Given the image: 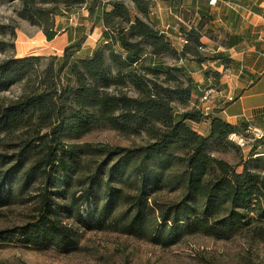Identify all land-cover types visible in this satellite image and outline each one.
<instances>
[{
  "label": "trees",
  "instance_id": "obj_1",
  "mask_svg": "<svg viewBox=\"0 0 264 264\" xmlns=\"http://www.w3.org/2000/svg\"><path fill=\"white\" fill-rule=\"evenodd\" d=\"M51 1L62 5L64 14L75 7L85 8L87 17L94 18L89 32L97 20L102 34L92 52L83 57L75 54L82 50L88 32L78 25L71 31L74 41L62 49L61 58L32 55L0 63V87L18 81L26 90L0 105V142L22 136L18 139L22 151L17 156L0 155V192L6 186L10 194L12 184L20 178L24 151L40 155L27 174L41 172L43 176L36 217L20 228L0 230V242L24 244L35 251L75 250L79 233L65 221L73 212L82 223L99 225L111 215L110 198L126 201L135 209L122 231L137 236L146 229L144 209L150 190L169 185L181 188L182 197L162 211L163 220L155 233L164 228L169 238L178 241L188 230L225 237L255 226L254 232L264 236V174L250 167L262 156L243 159L242 150L228 140L229 133L241 132L245 124L238 128L213 116L208 131L201 134L193 124L206 116L187 109L194 80L180 61L190 57L200 64L219 61L226 67L229 60L218 52H201L206 46L195 29H180L187 43L178 51L165 32L155 27L150 0H41V4ZM22 6L19 17L38 26L51 41L58 33L53 20L57 8L43 9L35 0H22ZM165 56L174 64L161 61ZM204 74L219 77L211 71ZM31 77L36 81L32 85ZM101 125L127 136L143 133L148 143L137 148L97 149L104 159L94 173L81 180L88 190L74 191L69 203L59 204L53 195L65 197L66 189L59 190L57 183H67L76 170L81 171L82 146L67 143L63 137L78 136ZM229 147L240 155V172L211 152H226ZM173 149L185 152L180 155ZM130 178L136 191L123 193L119 184ZM94 187L104 188L107 201L102 209L92 194Z\"/></svg>",
  "mask_w": 264,
  "mask_h": 264
},
{
  "label": "rangeland",
  "instance_id": "obj_2",
  "mask_svg": "<svg viewBox=\"0 0 264 264\" xmlns=\"http://www.w3.org/2000/svg\"><path fill=\"white\" fill-rule=\"evenodd\" d=\"M35 3L43 9L57 8L53 18L57 26L56 30L59 31L57 40L61 34L73 31L78 25L83 26L86 32L89 31L91 20L87 19L85 8L75 7L72 12L64 14L63 6L55 2L41 4V0H35ZM22 8V0H0V63L7 58H25L32 55L61 58L63 54L61 47L47 42L38 26L19 17ZM99 38V30L94 28L90 37L82 44V50L75 54V57L89 55ZM161 61L167 62L168 65L174 64L170 56H165ZM67 72L65 70L63 75L65 80ZM31 82V85L36 82L33 77ZM24 91L26 90L18 81L2 85L0 105L17 99ZM20 137L22 136L13 135L4 138L0 142V155L17 156L22 151L21 147H18ZM63 139L67 143L82 146L78 167L81 171L76 170V174L67 183L60 181L57 183L59 190L66 189L65 197L53 195V199L59 204L69 203L70 193L74 191L88 190V184L85 181L82 183L81 180L89 173H94L95 167L104 159V155L97 152V149L108 146L137 148L148 143V138L143 133L136 136L122 135L109 125L94 127L91 131L78 136H64ZM172 152L183 155L185 151L173 149ZM211 152L235 165L238 172L242 170L241 158L235 149L229 147L226 152L212 149ZM20 155L25 161L23 171L19 174L20 178L12 184L10 194L6 186V192L5 190L0 192V230L2 231L20 228L36 217L38 193L43 186V176L41 172L34 175L27 174V169L33 166L40 155H36L32 150L24 151ZM241 156L247 159L249 151H242ZM259 158L256 163L251 162L250 167L264 174V157ZM157 170L160 171L158 168ZM55 179L59 180V177ZM119 186L123 193L131 194L136 191L132 178L124 180ZM92 191L99 209H102L107 201L104 188L94 187ZM149 196L144 209L146 229L137 236L122 231V225L132 218L135 209L126 201L124 203L110 198L108 201L112 206L111 215L99 225H86L73 212L69 220L65 221L79 233L77 249L67 253L59 252L55 248L35 251L24 244L0 242V264H264V236L254 232L255 226L237 229L225 237H214L203 232L188 230L178 241L169 238L168 230L164 228L162 233H155L156 226L163 220L162 211H166L169 204L179 201L182 191L181 188L169 185L150 190Z\"/></svg>",
  "mask_w": 264,
  "mask_h": 264
},
{
  "label": "crops",
  "instance_id": "obj_3",
  "mask_svg": "<svg viewBox=\"0 0 264 264\" xmlns=\"http://www.w3.org/2000/svg\"><path fill=\"white\" fill-rule=\"evenodd\" d=\"M150 2V17L155 27L165 32L178 51L182 48L180 29H195L199 30L200 42L208 50L229 60L226 67L219 61L200 64L190 57L180 61L179 65L186 67L194 80L187 109H192L199 101L206 86L216 84L220 89L208 102L211 112L201 122L193 124L194 129L205 134L213 116L238 128L247 123L264 128V0H219L216 4H211L210 0ZM87 19L91 20L90 30L94 18ZM95 25L101 37V21L96 20ZM92 31H88V37ZM58 33L51 41H47L45 35L44 38L62 49L74 41L71 31L61 34L59 40ZM225 69L230 76L223 74ZM205 71L215 72L219 77H208ZM230 96L231 101L227 99Z\"/></svg>",
  "mask_w": 264,
  "mask_h": 264
},
{
  "label": "built area",
  "instance_id": "obj_4",
  "mask_svg": "<svg viewBox=\"0 0 264 264\" xmlns=\"http://www.w3.org/2000/svg\"><path fill=\"white\" fill-rule=\"evenodd\" d=\"M219 0H210L211 4H216ZM181 44H186V38L180 34ZM201 52L205 54L213 53L207 49V47H201ZM223 74L230 76L226 73V69L223 71ZM220 89L215 86H208L203 89V93L199 101L194 104V109L199 110L203 115L208 116L211 112V107L208 105L213 95L219 93ZM229 101L232 100V97L227 98ZM228 140L233 143L235 146L240 148L242 151L248 150L249 157L257 158L258 156L264 157V128L255 127L254 125L247 123L241 132H231L229 133Z\"/></svg>",
  "mask_w": 264,
  "mask_h": 264
}]
</instances>
